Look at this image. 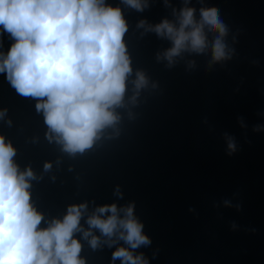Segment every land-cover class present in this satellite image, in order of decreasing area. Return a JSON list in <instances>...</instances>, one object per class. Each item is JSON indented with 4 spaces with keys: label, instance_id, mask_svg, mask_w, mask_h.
I'll return each instance as SVG.
<instances>
[{
    "label": "water",
    "instance_id": "water-1",
    "mask_svg": "<svg viewBox=\"0 0 264 264\" xmlns=\"http://www.w3.org/2000/svg\"><path fill=\"white\" fill-rule=\"evenodd\" d=\"M106 3L119 6L128 24L133 71L116 109L119 122L91 149L73 156L49 142L37 100L19 95L0 74V111L7 109L0 135L16 149L19 169L30 166L37 177L30 192L44 215L41 227L63 220L70 205L87 204L80 226L88 230L98 207L134 203L151 243L133 252L148 264H264V0H189L197 20L202 7L217 9L231 59L212 61L210 36L207 53L183 52L171 66L163 53L172 42L147 29L164 19L178 26L184 0H147L143 11ZM14 42L0 35V52ZM137 72L147 79L138 94ZM92 231L101 241L95 250L82 232L74 234L86 264H121L112 253L128 247L124 241L109 247Z\"/></svg>",
    "mask_w": 264,
    "mask_h": 264
},
{
    "label": "clouds",
    "instance_id": "clouds-1",
    "mask_svg": "<svg viewBox=\"0 0 264 264\" xmlns=\"http://www.w3.org/2000/svg\"><path fill=\"white\" fill-rule=\"evenodd\" d=\"M121 2L136 11L148 6L147 0ZM188 3L184 0L179 11L178 26L164 19L147 29L172 42L163 53L169 66L183 52L207 53L210 36L212 61L231 59L224 43L227 29L217 9L202 7L197 20L196 9ZM145 23L141 20L137 26ZM127 31L122 9L106 0H0V35L7 33L15 41L6 55L0 52V74L19 95L37 100L36 111L48 126L46 137L70 155L91 149L102 132L120 120L116 109L123 107L126 80L133 71L124 40ZM136 76L138 94L147 79L143 72ZM6 113L0 111V118ZM228 148L234 151L235 145L229 143ZM15 156L11 141L0 135V264H86L74 234L82 232L95 250L101 241L93 229L108 238L109 247L118 240L128 246L116 248L113 262L148 264L143 254L133 252L151 243L134 215V203L98 207L86 221L88 230L80 226L87 204L70 205L63 220L41 227L44 215L31 203L30 192V181L37 177L30 166L21 171ZM51 167L44 164L45 171Z\"/></svg>",
    "mask_w": 264,
    "mask_h": 264
}]
</instances>
